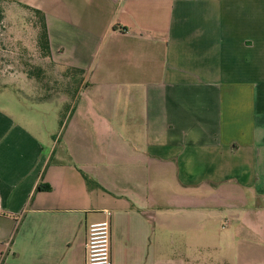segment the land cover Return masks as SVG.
I'll return each instance as SVG.
<instances>
[{
	"label": "crops",
	"instance_id": "obj_1",
	"mask_svg": "<svg viewBox=\"0 0 264 264\" xmlns=\"http://www.w3.org/2000/svg\"><path fill=\"white\" fill-rule=\"evenodd\" d=\"M11 3L44 13L66 90L28 97L57 102L56 137L23 98L0 106V264H86L107 211L113 264H167L155 220L175 183L215 208L206 192L235 185L264 210V0Z\"/></svg>",
	"mask_w": 264,
	"mask_h": 264
},
{
	"label": "rangeland",
	"instance_id": "obj_2",
	"mask_svg": "<svg viewBox=\"0 0 264 264\" xmlns=\"http://www.w3.org/2000/svg\"><path fill=\"white\" fill-rule=\"evenodd\" d=\"M0 12L4 14L0 22V106L21 97L30 109L47 113V128L53 137L60 136L62 119L51 122L57 102L28 98L36 99L41 92L57 96L66 90L57 89L58 85L53 88L55 81L66 77L39 47V18L30 10L13 7L11 0H0ZM47 81L49 89L44 88ZM172 191L173 201L160 198L158 203L155 221L158 230L168 235V245L163 254L159 250L158 259L167 264H264V210L249 190L224 185L207 191L215 195L209 202L216 208L193 198L196 190L182 192L175 183Z\"/></svg>",
	"mask_w": 264,
	"mask_h": 264
},
{
	"label": "built area",
	"instance_id": "obj_3",
	"mask_svg": "<svg viewBox=\"0 0 264 264\" xmlns=\"http://www.w3.org/2000/svg\"><path fill=\"white\" fill-rule=\"evenodd\" d=\"M105 214L104 221L89 227L86 264H113L111 252L113 213L107 211Z\"/></svg>",
	"mask_w": 264,
	"mask_h": 264
},
{
	"label": "trees",
	"instance_id": "obj_4",
	"mask_svg": "<svg viewBox=\"0 0 264 264\" xmlns=\"http://www.w3.org/2000/svg\"><path fill=\"white\" fill-rule=\"evenodd\" d=\"M28 9V8H27ZM29 10V9H28ZM34 14H36L39 18V28H40V37H39V47L43 51L44 56L46 58H51V49H50V41H49V34H48V27L46 22V17L43 12L36 9H31ZM4 19V14L0 12V22ZM87 185L89 187H96L97 184L91 180L88 176L84 175ZM50 191V186H39L38 191Z\"/></svg>",
	"mask_w": 264,
	"mask_h": 264
}]
</instances>
